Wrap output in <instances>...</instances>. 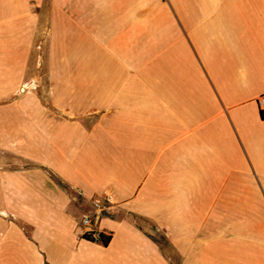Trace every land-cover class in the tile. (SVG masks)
I'll return each instance as SVG.
<instances>
[{
    "label": "crops",
    "instance_id": "obj_1",
    "mask_svg": "<svg viewBox=\"0 0 264 264\" xmlns=\"http://www.w3.org/2000/svg\"><path fill=\"white\" fill-rule=\"evenodd\" d=\"M261 95L264 0H0V264H264Z\"/></svg>",
    "mask_w": 264,
    "mask_h": 264
},
{
    "label": "built area",
    "instance_id": "obj_2",
    "mask_svg": "<svg viewBox=\"0 0 264 264\" xmlns=\"http://www.w3.org/2000/svg\"><path fill=\"white\" fill-rule=\"evenodd\" d=\"M257 106L261 112L264 113V95L258 96L256 100ZM93 207L95 209L96 215L100 214L104 211L105 206L100 204L99 202H94ZM91 213H84L80 220V230H81V237L83 236H90L92 239L97 240L99 235L101 234L95 228V216Z\"/></svg>",
    "mask_w": 264,
    "mask_h": 264
},
{
    "label": "rangeland",
    "instance_id": "obj_3",
    "mask_svg": "<svg viewBox=\"0 0 264 264\" xmlns=\"http://www.w3.org/2000/svg\"><path fill=\"white\" fill-rule=\"evenodd\" d=\"M164 253L171 258V263L172 264H180L179 260L177 259L176 254L174 253V251L171 249V247L169 245H164L162 246Z\"/></svg>",
    "mask_w": 264,
    "mask_h": 264
},
{
    "label": "trees",
    "instance_id": "obj_4",
    "mask_svg": "<svg viewBox=\"0 0 264 264\" xmlns=\"http://www.w3.org/2000/svg\"><path fill=\"white\" fill-rule=\"evenodd\" d=\"M83 239H86V240H88V241H91V242H94V241H100L104 246L106 245V239H105V237L102 235V234H100L99 235V237H98V239L97 240H94V239H92L90 236H83ZM161 240L164 242V245H166L167 244V242H165V240H164V238H161ZM155 242L157 243V245L161 248L162 246H161V244H160V242L158 241V240H155Z\"/></svg>",
    "mask_w": 264,
    "mask_h": 264
}]
</instances>
